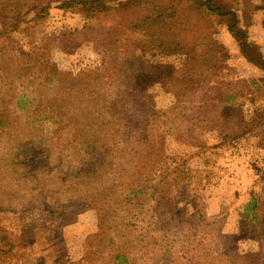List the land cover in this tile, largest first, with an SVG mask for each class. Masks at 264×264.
<instances>
[{"label":"rangeland","instance_id":"374dc122","mask_svg":"<svg viewBox=\"0 0 264 264\" xmlns=\"http://www.w3.org/2000/svg\"><path fill=\"white\" fill-rule=\"evenodd\" d=\"M132 1L133 6L128 5L126 13L113 8L105 14L92 15L78 7L65 9L54 4L44 19L33 22L32 10L38 6V0H0V6H17L16 15L33 22L28 30L35 36L31 41L16 44L9 59H0V98L9 102L0 104V112L8 110L3 118L5 130L0 128V195L18 187L5 179L10 165L17 163V159L11 160L7 134L17 130L21 138L39 140L38 146H42L57 129L39 112L17 110L18 99L13 98L36 94L33 87L42 82L41 64L73 81L96 68L105 57L114 55L121 43H126L132 54L138 50L134 53L137 55L140 46L129 28L130 21L138 18V0ZM228 1L242 13L252 47L264 54V0L223 2ZM182 19L190 41L198 40L211 27L218 31L212 40L224 46L228 60L218 66V73L192 60L187 69L198 71L200 87L186 90L187 105L167 117L163 111L153 123L150 138L162 147L156 159L164 156L170 166L177 168L172 169L171 173H175L167 181L163 195L148 192L124 202L122 196L129 194L127 190L140 175L127 176L124 171L114 174L125 183L110 192L111 198L103 200L105 195L97 192L98 197L102 196L101 204L85 199L82 193L74 205L39 212L26 204L18 205L20 201L8 200L0 208V226L17 236L38 228V233L48 238L47 242L41 238L34 240L30 234L25 239L36 243L34 251H28L33 264H119L115 259L118 255L126 258V264H264V227L256 228L253 240H243L236 234L242 209L258 194L256 184L264 176V73L248 63L237 42L225 29H220L217 21L206 20L191 10L184 11ZM3 43L5 39L1 38L0 47ZM163 54L154 50L149 59L165 62L174 73L183 68L181 58ZM14 56L20 58L13 59ZM29 67L36 68L37 74L32 87L27 76L24 82L19 81L20 72ZM150 91L156 103L152 108L166 110L169 99L163 98L162 88L156 86ZM231 95L235 99L230 104H219L218 99ZM142 99L139 98L138 108L145 107ZM137 122L144 125L145 117ZM177 130L182 134L180 138ZM52 144L53 150H59V143L54 140ZM125 160L119 164L125 165L126 170L136 166ZM77 163L61 168L53 161L50 174L54 179L48 184L49 190L63 194L60 184L70 182L71 171L80 168ZM31 180L22 179L19 190L40 182L38 178L33 179L34 183ZM37 196L41 202L46 200L42 192ZM46 202L51 204V200ZM31 210L37 215L31 214ZM246 254L255 259L237 258Z\"/></svg>","mask_w":264,"mask_h":264},{"label":"trees","instance_id":"16d2710c","mask_svg":"<svg viewBox=\"0 0 264 264\" xmlns=\"http://www.w3.org/2000/svg\"><path fill=\"white\" fill-rule=\"evenodd\" d=\"M223 1L225 0H138V18L130 21L129 28L135 35L136 45L140 46L137 55L134 53L138 50L132 54L125 47L126 43H121L120 50L114 55L105 57L96 68L82 73L73 81L63 79L56 69L41 64L39 71L42 77L39 78L42 82L33 87L36 94L16 96L13 99H18L17 110L39 112L57 129L52 136L46 138V143L42 146H38L39 140L21 138L17 130L7 134L10 136L6 142L11 147V160L17 159V163L10 165L5 179L14 181L18 187L7 195H0V208H4L9 200L20 201L18 205L26 204L39 212L44 209L53 212L78 203L80 198L77 197L82 193L85 199H94L101 204L99 198L102 196L98 197L97 192L105 195L103 200L111 198L110 192L125 183L123 180L118 181L114 174L124 171L127 176L132 177L140 174L127 190L129 194L122 196L124 202L131 196L148 192L156 191L163 195L167 181L175 173H171L172 169L177 168L170 166L164 156L156 159L155 155L162 147L150 138L154 132L153 123L161 117L163 111V116L167 117L178 107L187 105L189 102L185 99L186 90L200 87L198 71L187 69L192 60L217 73L220 71L218 66L228 60L224 46L217 40H212L218 34V31H213V27L198 40H188L189 31L182 13L191 10L206 20L217 21L220 29H225L237 42L248 63L264 73V54L252 47L248 29L243 26L242 13L230 1L228 4ZM37 3L38 6H34L32 10V15L35 16L33 22L44 19L54 4L63 5L65 9L78 7L89 15L105 14L113 8L126 13L127 6H133L132 0H38ZM16 7L0 6V39H5L0 47V59L4 61L13 54L16 44L35 38L28 27L33 22L22 15L18 17ZM15 33L16 38H13ZM7 42H10V46ZM154 50H158L160 54L165 53L163 55L167 57L181 58L183 68L174 73L165 62L150 60L149 55ZM17 58L20 57H13ZM35 70L34 67L22 70L19 81L24 82V77L27 76L28 84L35 86ZM261 84L264 85V79ZM156 86L164 91L163 98L169 99L166 110L152 108L156 107V103L150 90ZM52 94L53 98H50ZM140 94L144 96L141 97ZM139 98H143L142 106L145 107L138 108ZM234 99L231 95L218 101L220 105H227ZM6 103H9L6 98H0V104ZM0 115V128L5 130L6 121L3 118L8 115V110H2ZM141 116L145 117V123L139 126L137 120ZM177 135L178 138L182 136L179 130ZM54 140L60 144L59 150L52 149ZM123 159L129 165L136 166L126 170L125 165L119 164ZM53 161L61 168L80 161L77 163L80 168L75 172L66 170L71 171V174L69 183L60 184L59 191L63 194L49 190L48 184L54 179L53 173L50 174ZM181 165L183 164H177V167ZM27 177L32 178V183L34 178H38L40 182L19 190L20 181ZM256 189L259 190L258 194L243 207L242 218L236 223V234L246 241L254 239L257 227H264V176L257 182ZM39 192L46 196L44 202L37 196ZM47 200H51V204ZM31 214L37 215V212L31 210ZM30 234L31 239L48 241L45 238L47 236L38 233V228L17 236L0 226V264H33V257L28 255V251H34L36 243L25 240ZM237 258L251 261L254 257L246 254ZM115 259L119 264L128 263L120 255Z\"/></svg>","mask_w":264,"mask_h":264}]
</instances>
